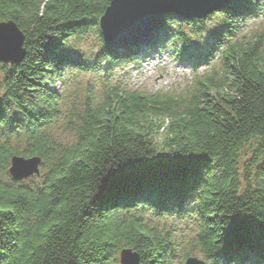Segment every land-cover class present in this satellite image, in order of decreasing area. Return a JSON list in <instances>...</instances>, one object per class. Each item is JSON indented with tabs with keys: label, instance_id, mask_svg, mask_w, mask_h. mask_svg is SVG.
<instances>
[{
	"label": "trees",
	"instance_id": "16d2710c",
	"mask_svg": "<svg viewBox=\"0 0 264 264\" xmlns=\"http://www.w3.org/2000/svg\"><path fill=\"white\" fill-rule=\"evenodd\" d=\"M111 1L0 0V21L18 25L26 49L0 64V264H116L126 247L140 264L195 253L264 264V32L241 33L261 1L235 0L206 20L168 15L144 43L117 49L99 28ZM91 33L88 60L70 41ZM154 50L194 68L180 92L118 82V68ZM71 68L105 81L62 116L48 84ZM62 119L71 142L54 132ZM14 155L42 158L39 182L12 178Z\"/></svg>",
	"mask_w": 264,
	"mask_h": 264
},
{
	"label": "water",
	"instance_id": "95a60500",
	"mask_svg": "<svg viewBox=\"0 0 264 264\" xmlns=\"http://www.w3.org/2000/svg\"><path fill=\"white\" fill-rule=\"evenodd\" d=\"M235 0H112L99 20L104 42L117 49L140 42L143 35L160 27L166 16L172 14L185 19H202L220 11ZM0 29L6 38L0 54V64L21 62L26 54L25 34L12 21H0ZM151 35V34H150ZM11 38V43L7 42ZM42 158L14 155L9 168L16 181L28 179L41 173ZM121 264H140V255L132 248L120 252ZM185 264H210L202 258L190 256Z\"/></svg>",
	"mask_w": 264,
	"mask_h": 264
},
{
	"label": "rangeland",
	"instance_id": "374dc122",
	"mask_svg": "<svg viewBox=\"0 0 264 264\" xmlns=\"http://www.w3.org/2000/svg\"><path fill=\"white\" fill-rule=\"evenodd\" d=\"M262 6L260 7V14L256 17H250L246 19V22L241 27V33L248 35V37H256L259 31L264 32V0H260ZM213 12L210 17H217ZM207 18L198 19L206 20ZM166 21V18H165ZM165 23V22H164ZM207 23L214 24V27L218 26V20L209 19ZM97 37L94 33H91L87 37L79 38L77 40H71L70 46L75 53L78 55H84L88 60L91 59L97 51L98 44ZM220 67L219 61L217 59L214 63L204 66L200 69V74L203 70L210 67ZM117 80L120 83H125V85L132 88H140L145 91L157 92V91H174L175 93L180 92L188 82L194 77V68L191 65L183 64L180 65L175 62L171 55L164 51H150L145 54L140 61L127 63L126 65L118 68ZM104 77H102L97 72H80L74 68L65 70L64 83L57 81L55 84H48L51 89H56L61 93L62 97V116H65L67 110H71L74 105L82 107L84 103L86 92L92 93L94 96L99 97L101 89L104 83ZM64 112V113H63ZM66 118V117H65ZM64 119L60 120L54 128L57 137L64 142H71L73 140V135L64 132L63 126L65 124ZM62 127V128H61ZM163 136L157 138L158 142H161ZM0 136V141H1ZM251 155V151L247 150L243 154V161H246ZM43 175V168L41 166L40 175H34L28 179L22 180L24 183L33 184L39 182ZM33 182V183H32ZM178 242L184 244L187 237L179 235ZM193 256L201 258L197 253ZM116 264H121L120 255H118V262ZM174 264H185V260L181 261V258Z\"/></svg>",
	"mask_w": 264,
	"mask_h": 264
},
{
	"label": "snow or ice",
	"instance_id": "6c2138e0",
	"mask_svg": "<svg viewBox=\"0 0 264 264\" xmlns=\"http://www.w3.org/2000/svg\"><path fill=\"white\" fill-rule=\"evenodd\" d=\"M7 42L10 44L11 43V38L9 37ZM5 44H6V38L5 35L3 33V30L0 29V54L3 53L4 48H5Z\"/></svg>",
	"mask_w": 264,
	"mask_h": 264
},
{
	"label": "bare ground",
	"instance_id": "6f19581e",
	"mask_svg": "<svg viewBox=\"0 0 264 264\" xmlns=\"http://www.w3.org/2000/svg\"><path fill=\"white\" fill-rule=\"evenodd\" d=\"M170 15H172V14H170ZM167 17V16H166ZM162 26V25H161ZM159 27H157V29H158ZM153 30H155V29H153ZM153 30H151V33L153 32ZM151 33H149L148 32V34H146V35H143V37H142V39L140 40V42H137V43H144L148 38H150L151 36H150V34ZM137 43H135V44H137ZM134 44V43H133ZM132 44V45H133Z\"/></svg>",
	"mask_w": 264,
	"mask_h": 264
}]
</instances>
